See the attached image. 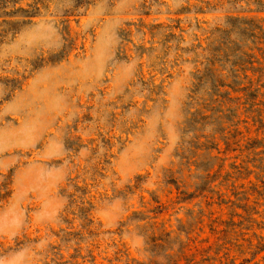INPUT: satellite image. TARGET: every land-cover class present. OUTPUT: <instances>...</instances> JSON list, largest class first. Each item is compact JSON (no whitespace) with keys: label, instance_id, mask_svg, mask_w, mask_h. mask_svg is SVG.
<instances>
[{"label":"rangeland","instance_id":"rangeland-1","mask_svg":"<svg viewBox=\"0 0 264 264\" xmlns=\"http://www.w3.org/2000/svg\"><path fill=\"white\" fill-rule=\"evenodd\" d=\"M0 264H264V0H0Z\"/></svg>","mask_w":264,"mask_h":264},{"label":"trees","instance_id":"trees-1","mask_svg":"<svg viewBox=\"0 0 264 264\" xmlns=\"http://www.w3.org/2000/svg\"><path fill=\"white\" fill-rule=\"evenodd\" d=\"M40 8L36 7L35 5L33 6L32 11L30 10H25V9H21L22 12H24L26 15V17H34L38 12H39Z\"/></svg>","mask_w":264,"mask_h":264}]
</instances>
